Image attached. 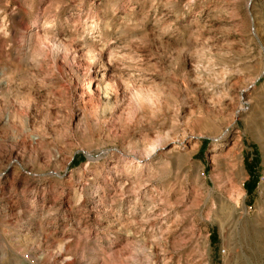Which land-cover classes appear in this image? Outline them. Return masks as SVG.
<instances>
[{
	"label": "rangeland",
	"instance_id": "rangeland-1",
	"mask_svg": "<svg viewBox=\"0 0 264 264\" xmlns=\"http://www.w3.org/2000/svg\"><path fill=\"white\" fill-rule=\"evenodd\" d=\"M0 264H264V0H0Z\"/></svg>",
	"mask_w": 264,
	"mask_h": 264
},
{
	"label": "bare ground",
	"instance_id": "bare-ground-1",
	"mask_svg": "<svg viewBox=\"0 0 264 264\" xmlns=\"http://www.w3.org/2000/svg\"><path fill=\"white\" fill-rule=\"evenodd\" d=\"M236 168H237V167H236ZM236 170H237V169H236ZM238 171H239V170H238ZM237 173H238V172H237ZM230 174H231V173H230ZM236 175H237V174H236ZM228 176H229V175H228ZM233 178H234V176H233ZM233 178H232V180H233ZM234 187H235V186H234ZM235 189H236V188H235ZM232 190H233V189H232ZM234 193H235V192H234ZM238 193H240V192H238ZM236 194H237V193H236ZM236 194H235V195H236ZM233 196H234V195H233ZM236 196L238 197L239 195L237 194ZM237 202H238V201H237ZM237 202H236V203H237Z\"/></svg>",
	"mask_w": 264,
	"mask_h": 264
}]
</instances>
